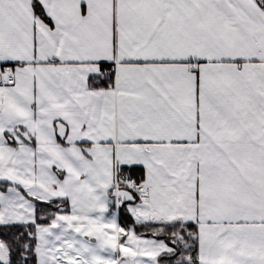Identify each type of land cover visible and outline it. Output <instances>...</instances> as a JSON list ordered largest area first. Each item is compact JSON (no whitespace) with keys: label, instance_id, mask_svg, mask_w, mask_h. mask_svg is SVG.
Masks as SVG:
<instances>
[{"label":"snow or ice","instance_id":"1","mask_svg":"<svg viewBox=\"0 0 264 264\" xmlns=\"http://www.w3.org/2000/svg\"><path fill=\"white\" fill-rule=\"evenodd\" d=\"M0 264H264V0H0Z\"/></svg>","mask_w":264,"mask_h":264}]
</instances>
